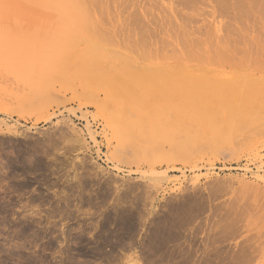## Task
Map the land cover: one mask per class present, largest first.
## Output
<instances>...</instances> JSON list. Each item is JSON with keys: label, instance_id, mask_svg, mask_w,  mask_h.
Returning a JSON list of instances; mask_svg holds the SVG:
<instances>
[{"label": "rangeland", "instance_id": "1", "mask_svg": "<svg viewBox=\"0 0 264 264\" xmlns=\"http://www.w3.org/2000/svg\"><path fill=\"white\" fill-rule=\"evenodd\" d=\"M15 1L0 0V264H148L151 222L189 195L208 203L195 222L207 231L199 241L211 231L225 256L245 254L236 264H264V137L250 154L231 155L247 146L239 136L215 158H186L173 155L171 141L127 131L123 104L36 67L31 44L44 43L30 37L44 19L28 18ZM244 162L258 167L235 169Z\"/></svg>", "mask_w": 264, "mask_h": 264}, {"label": "bare ground", "instance_id": "2", "mask_svg": "<svg viewBox=\"0 0 264 264\" xmlns=\"http://www.w3.org/2000/svg\"><path fill=\"white\" fill-rule=\"evenodd\" d=\"M18 1L23 11L28 8V18L44 19L30 37L44 43L43 49L31 44L36 67H46L50 75L67 83L80 78L94 99L123 104L127 131L141 129L147 140L171 141L175 156L209 152L215 158L239 136L247 138V146H235L232 156L256 151L257 140L264 137V0ZM251 57L262 61L252 62ZM108 83L126 89L119 91ZM149 150L146 147L145 152ZM155 150L160 158L159 148ZM219 189L212 188L215 194ZM183 198L151 222L145 262H241L245 254L225 256L227 252L216 246L223 239L210 236L211 231L199 241L205 230L195 222L208 203L190 195Z\"/></svg>", "mask_w": 264, "mask_h": 264}, {"label": "built area", "instance_id": "3", "mask_svg": "<svg viewBox=\"0 0 264 264\" xmlns=\"http://www.w3.org/2000/svg\"><path fill=\"white\" fill-rule=\"evenodd\" d=\"M251 168V169H256V167L258 166H255V165H248L246 162L244 163H241V165H236L235 169H240V170H244L245 168ZM263 170H264V167H263Z\"/></svg>", "mask_w": 264, "mask_h": 264}]
</instances>
